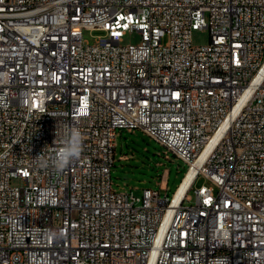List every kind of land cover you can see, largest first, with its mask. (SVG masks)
I'll list each match as a JSON object with an SVG mask.
<instances>
[{
    "label": "built area",
    "instance_id": "1",
    "mask_svg": "<svg viewBox=\"0 0 264 264\" xmlns=\"http://www.w3.org/2000/svg\"><path fill=\"white\" fill-rule=\"evenodd\" d=\"M65 123L80 158L39 167ZM123 130L194 171L179 200L114 190ZM0 264H264V0H0Z\"/></svg>",
    "mask_w": 264,
    "mask_h": 264
},
{
    "label": "rangeland",
    "instance_id": "2",
    "mask_svg": "<svg viewBox=\"0 0 264 264\" xmlns=\"http://www.w3.org/2000/svg\"><path fill=\"white\" fill-rule=\"evenodd\" d=\"M102 35L101 32L85 31L84 39L94 44ZM140 43L141 37L135 31H128L124 36V45ZM193 44L196 47L209 44L208 30L195 31ZM186 170V166L141 131L123 130L118 133L115 164L112 170L115 191L134 190L136 195H141L144 189L160 190L162 194L168 190L169 196H172L179 187ZM204 183L209 185L208 182L199 179L196 186L200 187ZM12 185L22 186V183L14 180ZM190 194L193 196L192 192Z\"/></svg>",
    "mask_w": 264,
    "mask_h": 264
},
{
    "label": "clouds",
    "instance_id": "3",
    "mask_svg": "<svg viewBox=\"0 0 264 264\" xmlns=\"http://www.w3.org/2000/svg\"><path fill=\"white\" fill-rule=\"evenodd\" d=\"M57 140H59V144H57ZM54 145V147H51L52 153L50 156L46 157L44 155L49 148L46 146L43 152L34 160L41 168L47 169L50 167L55 172L62 173L80 158L83 151L82 134L68 123H65L63 128L58 124Z\"/></svg>",
    "mask_w": 264,
    "mask_h": 264
},
{
    "label": "bare ground",
    "instance_id": "4",
    "mask_svg": "<svg viewBox=\"0 0 264 264\" xmlns=\"http://www.w3.org/2000/svg\"><path fill=\"white\" fill-rule=\"evenodd\" d=\"M187 173H185V176H186ZM185 176L183 177L184 178V181L183 183L181 182V187L179 188L178 190V193H177V196H176V199L175 201L179 200L180 197L182 196V194L184 193V191L186 190V188L189 186L191 180L193 179L194 177V171H191L185 178Z\"/></svg>",
    "mask_w": 264,
    "mask_h": 264
},
{
    "label": "trees",
    "instance_id": "5",
    "mask_svg": "<svg viewBox=\"0 0 264 264\" xmlns=\"http://www.w3.org/2000/svg\"><path fill=\"white\" fill-rule=\"evenodd\" d=\"M182 181V180H181ZM181 183V182H180ZM180 185V184H179Z\"/></svg>",
    "mask_w": 264,
    "mask_h": 264
}]
</instances>
